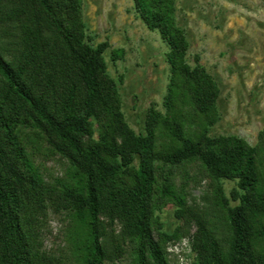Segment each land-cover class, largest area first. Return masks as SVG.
<instances>
[{"label": "trees", "instance_id": "trees-1", "mask_svg": "<svg viewBox=\"0 0 264 264\" xmlns=\"http://www.w3.org/2000/svg\"><path fill=\"white\" fill-rule=\"evenodd\" d=\"M178 1L133 0L168 45L170 66L165 113L150 108L137 134L108 73V44L87 40L82 0H0V264H57L43 239L50 210L69 216L80 264H106L126 244L135 264H169L155 237L154 206L172 193L167 170L193 162L220 191L222 181L236 182V205L221 198L223 237L206 217L195 218L198 264H264V129L255 146L211 135L220 91L199 62L188 61ZM23 129L42 134L68 161L66 180L45 181Z\"/></svg>", "mask_w": 264, "mask_h": 264}, {"label": "rangeland", "instance_id": "rangeland-1", "mask_svg": "<svg viewBox=\"0 0 264 264\" xmlns=\"http://www.w3.org/2000/svg\"><path fill=\"white\" fill-rule=\"evenodd\" d=\"M176 9L177 24L189 42V63L199 62L219 87L220 120L211 135L236 136L255 146L264 129V0H179ZM82 14L88 42L93 47L108 44L104 57L109 75L118 84L128 125L137 134L144 133L150 108L165 113L168 45L158 31L147 28L133 0H82ZM114 51H120L116 60ZM21 137L46 182L53 185L67 179L68 161L52 150L42 134L23 129ZM167 171L173 177L172 193L155 203V237L169 264H198L195 218L206 217L223 237L221 198L236 205L231 202L236 182L222 181L220 191L197 162ZM180 202L188 207L183 213ZM119 230L116 226L115 234ZM71 232L69 216L50 210L43 239L57 264H80ZM106 264H135L133 245L123 246Z\"/></svg>", "mask_w": 264, "mask_h": 264}]
</instances>
